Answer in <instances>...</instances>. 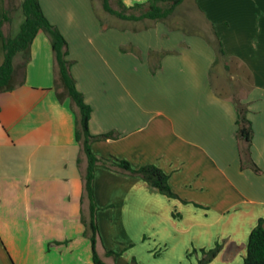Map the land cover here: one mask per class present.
I'll return each mask as SVG.
<instances>
[{"label":"crops","instance_id":"0c3cea01","mask_svg":"<svg viewBox=\"0 0 264 264\" xmlns=\"http://www.w3.org/2000/svg\"><path fill=\"white\" fill-rule=\"evenodd\" d=\"M39 2L68 43L71 73L91 106L90 133L115 134L93 141V153L156 165L176 194L96 166L98 255L107 264H195L219 243L206 264H241L251 229L259 218L264 224V0H183L157 21L107 12L121 23L106 31L96 24L93 36L89 0ZM20 59L15 79L23 71V83L0 92V264H93L86 160L80 154L77 164L75 111L56 97L49 37L38 31L28 61ZM231 61L246 71L245 93L228 80ZM235 98L253 129L246 156Z\"/></svg>","mask_w":264,"mask_h":264},{"label":"trees","instance_id":"16d2710c","mask_svg":"<svg viewBox=\"0 0 264 264\" xmlns=\"http://www.w3.org/2000/svg\"><path fill=\"white\" fill-rule=\"evenodd\" d=\"M118 9L110 6V0H101L104 9L115 13L125 19L149 18L152 20H162L170 14L183 0H147L143 3H135L132 6H125L121 0H114ZM20 8L24 16L19 25L17 33L12 36L10 33V23L15 11ZM129 10H139V14L128 12ZM43 30L49 37L51 49L54 57L55 82L54 88L57 99L62 102L68 98L71 107L75 111V140L79 144V156L77 164L80 163V154L84 155L86 160L85 171L83 173V190L89 201V220L88 228L90 232L92 263L107 264L97 253L95 248L98 228L96 223L97 205L94 200L93 179L94 170L98 165L116 170L125 174L140 177L147 184L155 187L161 194L167 197H176L168 184V176L159 167L153 164H145L134 168L128 160L119 158H106L98 156L91 150V143L96 140H106L114 138L112 131L93 135L89 131V119L91 115V106L85 101L82 92L77 88L75 79L71 73V66L74 63L68 57V43L59 30L45 16L39 0H3V13L0 19V37L2 40L4 60L0 65V92L11 91L23 83V75L20 81L15 79V57L18 54L23 55L22 65L29 59V48L33 38L38 31ZM222 50L218 52L221 54ZM223 53V52H222ZM237 118V136L242 141L241 152L248 155L253 129L251 121L247 118V108L234 99ZM253 168L257 170V167ZM221 245L217 243L208 250L202 249V255L195 264H206L220 250ZM106 255L115 257L117 252L107 250ZM131 264H140L135 258H132ZM241 264H264V224L263 219L259 218L256 225L251 229L246 251Z\"/></svg>","mask_w":264,"mask_h":264},{"label":"rangeland","instance_id":"374dc122","mask_svg":"<svg viewBox=\"0 0 264 264\" xmlns=\"http://www.w3.org/2000/svg\"><path fill=\"white\" fill-rule=\"evenodd\" d=\"M89 2H90L91 19H90V22L88 23V26L90 27L89 30L91 32V34H90L91 36H93V33H94L93 28L96 24L98 25L97 27L102 28L103 30L106 31L109 29V27L113 26L115 21L121 23L120 20H117V18L107 15L108 11H106L104 9L101 0H89ZM110 6L112 8L118 9V6L114 0H110ZM128 12H134L135 14H139L140 11L139 10H129ZM186 13L192 14L193 10L189 6H187ZM129 23L130 22L122 21L123 25H127V24L129 25ZM179 27L183 31L190 32L186 28H184L183 22L179 24ZM41 31H43V30H41ZM44 34H46V33L44 32ZM46 36H47V34H46ZM22 60H23V55H21L20 61H22ZM229 64H230L229 65L230 69L228 71L227 76H228V80H230L234 85L233 90L236 91V93H237V91L238 92L241 91L240 94L245 93L248 89L247 74H246L245 69H243L239 64H237L233 61L229 62ZM17 77H19V73H18ZM224 91L229 92V93H233V92H230V89H228V88L224 89ZM68 101L70 102L69 99H68ZM81 156L84 158L83 154H81Z\"/></svg>","mask_w":264,"mask_h":264}]
</instances>
